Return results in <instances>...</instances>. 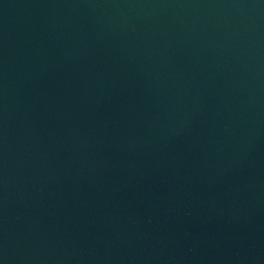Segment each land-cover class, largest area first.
Segmentation results:
<instances>
[{"label": "water", "instance_id": "1", "mask_svg": "<svg viewBox=\"0 0 264 264\" xmlns=\"http://www.w3.org/2000/svg\"><path fill=\"white\" fill-rule=\"evenodd\" d=\"M0 264H264V0H0Z\"/></svg>", "mask_w": 264, "mask_h": 264}]
</instances>
